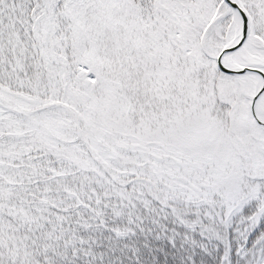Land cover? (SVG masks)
I'll list each match as a JSON object with an SVG mask.
<instances>
[{
	"label": "snow or ice",
	"instance_id": "6c2138e0",
	"mask_svg": "<svg viewBox=\"0 0 264 264\" xmlns=\"http://www.w3.org/2000/svg\"><path fill=\"white\" fill-rule=\"evenodd\" d=\"M0 264H264V0H0Z\"/></svg>",
	"mask_w": 264,
	"mask_h": 264
}]
</instances>
